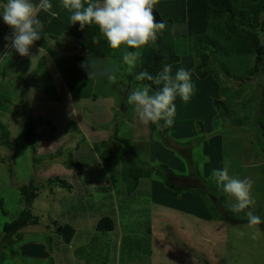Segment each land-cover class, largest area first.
<instances>
[{
  "label": "rangeland",
  "instance_id": "374dc122",
  "mask_svg": "<svg viewBox=\"0 0 264 264\" xmlns=\"http://www.w3.org/2000/svg\"><path fill=\"white\" fill-rule=\"evenodd\" d=\"M166 1L157 0L154 10L162 16L164 13L167 22L170 18L176 23L184 19V4L179 0H170L171 4ZM33 2L38 3V0ZM51 2V11L68 20L69 13L62 8L60 0ZM3 3L0 0V5ZM235 6L250 9L242 0H237ZM46 14L49 15L43 11L38 14L44 24L43 31L46 29V41L53 45L55 53L60 52L61 59L56 62L74 63L63 66L68 80L73 81L76 72L86 73L80 65L89 56L67 32L62 38L67 44L63 42V46L58 47L60 43L51 29L56 26V19L49 21ZM240 19L241 15L234 17L232 12L223 17L226 29L223 33L234 35L248 29ZM177 24L172 32L182 56L180 62L171 65L172 73L174 75L181 67L189 70L195 90L186 104L177 98L174 123L159 135L156 124H142L133 106L123 103L133 89L149 85L135 79L139 68L128 66L127 72L120 71L117 58L92 60L105 74L92 77L88 88L92 91L91 98L74 101L71 96L67 99L64 89L58 87L62 100L52 99L56 92L42 94L33 89L26 91L25 99H21L24 87L17 78H21L19 74L26 60L31 61L26 84L40 79L31 76L42 74L47 60L40 68L41 59L36 64L34 57H17L18 53L10 46L5 47L10 44L5 37L12 35V29L0 20V105H4V109L0 107V121L4 125V128L0 126V264H264V227L261 223L250 228L246 218L248 211L258 216L264 214V149L260 145L264 137H258L262 135L255 131L251 119L255 106L264 101L255 95L256 90L264 89V75L250 74L254 57L237 56L235 59L220 51L211 53L208 68L213 72L200 78L196 68L202 57L189 54L191 41L186 25ZM262 34L264 38V30ZM122 49L115 55H124ZM67 56L68 61H64ZM116 70L120 72L116 81L109 82L107 71L115 74ZM70 84L76 88L74 82ZM216 99L222 103L217 105ZM227 108L234 117L229 116ZM240 118H243L241 123ZM48 119L62 131L57 138L47 140L40 136L50 128ZM69 121L73 122L66 132L64 127ZM84 136L88 142L81 145L72 167L53 158L59 146ZM107 136L112 140L99 144L109 139ZM31 141L37 146L36 152ZM71 147L70 142L66 153L70 154ZM129 149L136 151L139 167L141 165L144 171L148 168L146 165L160 168L164 163L180 174V178L192 171L188 179L180 180L181 184H189L191 190L176 192L165 182L168 176L156 173L141 176L137 185L134 180L130 186L123 177L124 172L132 175L125 168L130 165L126 159ZM106 153L108 160H104ZM182 153L187 154V158ZM34 157L38 158L37 164ZM225 167L229 176L251 184L253 204L242 211L244 214L232 211L242 218L238 223L232 222L225 212L231 209L234 199L211 179L213 169ZM166 168L162 171L170 170ZM54 178L68 180L74 189L50 185ZM26 185L39 192L33 213L39 216L40 224L23 229L21 237L22 230L15 233L8 243L3 227L24 207L21 188ZM213 207L217 208L216 213ZM103 215L116 220L114 232L97 230V222ZM55 221L76 228L77 233L70 243L59 238Z\"/></svg>",
  "mask_w": 264,
  "mask_h": 264
},
{
  "label": "trees",
  "instance_id": "16d2710c",
  "mask_svg": "<svg viewBox=\"0 0 264 264\" xmlns=\"http://www.w3.org/2000/svg\"><path fill=\"white\" fill-rule=\"evenodd\" d=\"M178 1V0H177ZM237 0H179L178 2L180 4H184L185 6V16L184 19L182 18L181 21L178 19V24L183 23V25H186L187 30V37L188 40L190 39L191 44H189V54H195L196 56L202 57V61L196 68V72L200 78L207 77L212 71V69L208 68L210 64L211 59V53L219 54L220 51L224 52V56H230L232 58L237 59V56L246 58H252L253 59V66L250 68V74H253L255 76L259 75L263 77L264 75V38H263V30H264V0H259L258 3H253L252 0H242L247 7L250 9H238L235 6V2ZM257 1V0H256ZM3 2H6V0H3ZM168 4H171L172 1L170 0L166 1ZM155 12V17L157 21H163L166 25V27L161 30L158 33L157 39L154 42H151L150 44L144 46L142 50H139V57L136 62V64L139 63L138 66L135 65V69L139 68V70H136L137 72H143L148 71L152 75L158 74L160 71H162V67L165 64L173 65L181 60L182 54H179L177 49V39L175 37V34L172 32V28L177 23L174 19L170 18L167 22V17L164 13L163 16L158 10H153ZM176 16L179 17V13H177L176 9ZM233 13V16L241 15L242 19L241 23L243 26L248 27V29L238 32L234 35L232 34H224V30L226 31L225 26L223 24V17L227 16L229 13ZM251 14L252 16H250ZM47 15V14H46ZM49 17V15H47ZM56 22L60 23L61 27L68 26L67 33L73 35L77 41L80 43L81 47L86 54L89 56L92 60L102 59L106 61L109 57L117 58V64L119 67V70H124V72L128 70V65H126L123 61V55L117 56L115 55V52L117 50L110 49L108 47L107 41L101 37L99 29L96 25H91L85 27V29L80 30L79 24L77 23L75 26L69 25L68 20L65 18H61V20L58 18L56 19ZM172 23V24H171ZM254 23V26L251 24ZM177 24V25H178ZM251 27H255L256 29H251ZM237 32V31H236ZM42 41V39L40 40ZM44 41V38H43ZM45 43V42H44ZM202 44H206L202 45ZM202 45V46H201ZM182 46V45H181ZM204 47V48H203ZM181 50L182 47H180ZM121 51L124 50L122 49ZM132 51H136L135 49H132ZM184 52L186 49L183 50ZM118 52V51H117ZM120 52V51H119ZM17 57L21 56L18 54ZM45 62V58L40 61V68L43 67V64ZM244 62V61H243ZM15 63V62H14ZM30 60H26V64L24 69L22 70L21 74L19 76L21 78H17L19 80L20 84H22L23 91L21 92V99H25V93H26V83L28 82V71L30 69ZM18 65V64H17ZM23 67V65H22ZM127 69V70H126ZM231 72L230 70H228ZM40 72H38L36 75H38ZM117 70L115 71V75L119 74ZM24 74V75H22ZM26 74V77H25ZM131 73H127V75H130ZM36 77V76H35ZM32 77V78H35ZM241 77V76H240ZM68 79V77H67ZM70 82H74L76 85V88H74ZM93 82V78H89V76L86 73L80 72L75 74L73 77V81L68 80V84L70 85V90L74 97L76 98H91L92 97V91L88 89L91 87V84ZM139 82V81H138ZM146 84L151 86L152 90H156V85H154L151 81L144 80ZM36 83H39L37 81ZM127 85V84H126ZM125 85V86H126ZM73 87V88H72ZM255 95L260 98V100L264 99V89L262 92L256 90ZM51 96V94H50ZM54 97V94L52 95ZM57 97V96H56ZM59 100V99H56ZM258 102V101H257ZM24 111L26 114L28 113L29 104L27 101L25 102ZM123 103L124 100H123ZM215 103L219 105L222 103L220 100L216 99ZM1 104V100H0ZM259 106H255L254 114L251 115V119L253 121L254 129L260 132L262 136H258L259 138L264 137V101H261ZM1 108L4 109V105H0ZM229 113L230 117H234L233 113L229 112V109L227 108V111ZM237 112V110H234V113ZM31 119H28V126L31 124ZM243 118H240L238 120L239 123H241ZM45 122V120H41ZM73 121H69L67 124L65 131L68 132L71 129V123ZM50 126L49 130H46L43 134H41V138H46L47 140L54 137L56 132V125L52 121L47 122ZM0 126L4 128L3 123L0 121ZM169 129V127H159L158 133L159 135H162L164 132H166ZM1 140V139H0ZM88 139L84 136L83 139H74L66 142L65 146H59L56 149V152H54L53 158L62 161L65 163L68 167H72L75 163V155L80 154L81 152V145ZM112 138L109 136V139L100 141L101 143H106V141H111ZM1 142V141H0ZM71 142L72 144V150L70 151V154L66 153V146L69 145ZM97 142H94V145H96ZM31 144L34 148V152H36L37 146L34 144L33 141H31ZM12 146V144H10ZM186 145V144H185ZM262 148L264 149V142L260 144ZM192 149V148H191ZM129 151V152H128ZM127 151L126 159L128 161V164L125 168L129 169L132 173L131 176H128L126 172L123 173V177L128 180V182L131 183L130 186H132V182L135 180V184L137 185L139 182V177L148 176L150 173H156L160 174L162 177L165 175L168 176L169 179H166V183L168 184L170 189H175L176 192L182 193L186 191H190L191 186L187 183H180V180L188 179L191 175H193V172L191 171L190 174L183 175L180 178V174H177L172 168H170L166 163L163 164V167H160L158 165H146L148 168H145L147 170L144 171L140 169L142 166L139 167V156L137 155L136 151L133 149H129ZM119 153V151H118ZM183 157L187 158V154L182 153ZM117 155V154H116ZM106 158L104 160H108V153L105 155ZM35 158V163H38V158ZM166 167L170 168L169 171L163 172ZM127 169V170H128ZM167 170V168H166ZM130 173V174H131ZM179 180V181H178ZM51 181V180H50ZM49 181V182H50ZM66 179H55L50 182V185H56L60 186L65 189L73 190L74 186L73 184L67 182ZM135 185V186H136ZM131 190V187H130ZM195 191H198V189H194ZM208 190V189H206ZM21 193L23 195V202L24 207L21 209L19 215L11 222L6 223L3 227V230L6 232V242H11V237L14 236L15 233L22 230V232L19 234L21 237L23 233V229L30 225L37 226L40 224L39 216L33 213V204L35 199L37 198L39 192L36 191L35 188L31 187L30 185L23 186L21 188ZM264 202V201H263ZM264 207V206H263ZM214 211L217 212V208H212ZM225 212H227V216L230 220H233L232 222L238 223L242 221V218L238 216V214H244V212L238 213L236 216L233 215V212L231 209H225ZM262 220H264V214L260 216ZM115 221L112 216L110 215H103L97 222V230L99 231H111L114 232L116 229ZM264 227V223H262ZM54 228L56 232L59 234V238L62 239V241L66 243H70L73 239V237L76 235L77 231L74 226L68 223H59L57 221L54 222ZM53 231V230H50ZM34 233L33 231H30V233ZM51 239V236H50ZM28 243V242H27ZM25 243V244H27ZM56 250V248H55ZM2 255V253H0Z\"/></svg>",
  "mask_w": 264,
  "mask_h": 264
},
{
  "label": "clouds",
  "instance_id": "9594fccd",
  "mask_svg": "<svg viewBox=\"0 0 264 264\" xmlns=\"http://www.w3.org/2000/svg\"><path fill=\"white\" fill-rule=\"evenodd\" d=\"M156 3L157 0H60L62 8L69 13V25L75 26L78 23L80 30L96 25L110 49L123 48V61L129 68L135 67L139 50L154 42L158 33L166 27L153 14ZM52 8L51 0H38V3L33 0H6L0 5V20L12 29V35L5 37V40L10 41L5 47L10 46L20 56H28L30 46L42 39L44 24L39 19V12L55 16ZM80 66L89 78L105 74L99 71L97 64L89 57ZM107 79L114 83L117 76L107 71ZM135 79L148 80L157 86L154 91L151 86L137 87L127 95L125 103L133 106L144 125L171 127L176 113L175 101L179 98L183 103H188L195 90L189 70L181 67L173 75L172 66L168 64L163 65L162 71L155 76L143 71ZM211 179L234 199L235 203L231 205L234 213H240L253 204L250 182L229 176L227 167L213 169ZM246 218L250 228L264 223L252 211L246 212ZM252 238H256L255 232Z\"/></svg>",
  "mask_w": 264,
  "mask_h": 264
},
{
  "label": "crops",
  "instance_id": "0c3cea01",
  "mask_svg": "<svg viewBox=\"0 0 264 264\" xmlns=\"http://www.w3.org/2000/svg\"><path fill=\"white\" fill-rule=\"evenodd\" d=\"M57 15H59L58 17L61 20V16L58 12H56L55 16H50L47 18L49 19V21L54 20V19H58ZM51 29L54 32L53 36L56 37V41L58 42V44L60 43L58 47H62L63 42H64V40H62V38L64 37L65 33L67 32L68 26L61 27L60 23L56 22V26H54L53 28L51 27ZM43 38H44V41H43ZM65 43L67 44V42H64V44ZM7 44H8V42H7ZM52 46L53 45H48V42L46 41V29H44V31H42V41H40V40L36 41L32 46H30V53L28 56H30L31 58L34 57L33 61L36 64H38L39 59L43 60V58H45L47 60V63H46L44 72L42 74L41 73L38 75L32 74V76H31V77H35V76L38 77L39 76V78H40L38 80L39 83L33 82L30 84H26V86H25L26 91L29 92L30 89H33L34 91L40 90V92L42 94H44V92H48V93L56 92V93H54L56 95H54V97H52V99L62 100L63 99L62 96L58 95V93H57V88L62 87L64 89L63 91H65V96L67 99H68V97L72 96L74 101H77V100L83 101L86 98H76L73 96V94L70 90V85L68 84L67 75L64 73V69H63V66H67V67L73 66L74 63H72V65L70 63H64L62 65L60 62H56V60L61 59L58 57V55H60L59 54L60 52L58 50H56V53H55L52 49ZM68 57L69 56H67V58H63V59H65L64 61H68ZM88 103L91 104V102H89V101H88ZM50 121H52V120H50ZM65 122H67V121H65ZM55 125H57V124H55ZM66 126L67 125L65 124L64 128H66ZM60 131H61L60 127L56 126V132H55L54 137L57 138L61 134ZM107 137L109 138V136H107Z\"/></svg>",
  "mask_w": 264,
  "mask_h": 264
}]
</instances>
